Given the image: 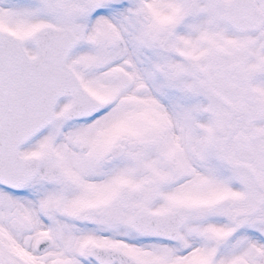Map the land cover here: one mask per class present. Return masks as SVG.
Returning <instances> with one entry per match:
<instances>
[{
    "label": "snow or ice",
    "instance_id": "snow-or-ice-1",
    "mask_svg": "<svg viewBox=\"0 0 264 264\" xmlns=\"http://www.w3.org/2000/svg\"><path fill=\"white\" fill-rule=\"evenodd\" d=\"M0 264H264V0H0Z\"/></svg>",
    "mask_w": 264,
    "mask_h": 264
}]
</instances>
